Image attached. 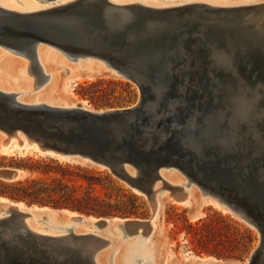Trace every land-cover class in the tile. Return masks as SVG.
<instances>
[{"label":"water","instance_id":"95a60500","mask_svg":"<svg viewBox=\"0 0 264 264\" xmlns=\"http://www.w3.org/2000/svg\"><path fill=\"white\" fill-rule=\"evenodd\" d=\"M114 7L109 0H78L66 6L30 14L0 7V31L5 20L21 24L24 19L32 16H74L81 19L91 34L108 40L107 48L114 51L111 56L100 54V57L121 75L135 81L141 91V100L134 107L112 109L103 113L81 107L61 109L48 105L27 106L17 102L14 95L0 92V130H4L9 138L21 131L28 138L39 142L43 148L66 156L67 160L77 161L78 163L74 162L76 164L104 166L119 180L143 192L152 212L158 208L153 186L160 179L161 168L169 165L178 167L190 182L201 185L204 192L216 196L223 205L231 208L233 216L237 218L241 215L256 226L262 235L261 244L251 253L248 264H264V180L258 181L257 176L258 170L261 172L264 169V157L257 156L254 149H243L245 156L243 152H236L197 161L199 155L176 152L178 144L189 129L191 133L195 130L194 121L184 119L186 112L183 115L181 113L184 109L188 111L193 107L205 108L207 104H214L215 110L212 113L216 120L220 115L219 108H225L221 95L218 98L213 90L208 89L211 79H215L211 72L223 76L221 71H210L216 60L213 54L217 47L233 48L231 51L234 59L243 63L240 64L239 71L248 79L258 81L254 77L259 76L264 81V20L256 17L250 25L242 26L246 15L244 13L251 10L262 12L264 4L249 8H217L206 4H191L166 10L141 5L116 7L125 8L136 14V17L124 30L111 31L104 11ZM3 19L4 22H1ZM29 23H22L25 25L20 26L25 28L12 30L15 34L9 33L7 37H3L0 32V39L2 42L7 40L4 42L8 45L7 48L14 50L17 56L30 58L38 75L45 81L37 48L41 43L54 46L57 43H54L55 39L61 42L63 36H45L43 30L46 28ZM60 24L65 28L70 26L65 30L67 34L77 33L76 22L60 21ZM154 26L157 27L155 30H159L158 35L141 42L138 40L140 43L134 46L136 51L139 49L136 54L143 53L151 44H159L167 54L155 62L150 59V73L144 75L139 72L144 75L141 77L135 71L126 69V59L118 51L130 47L125 46L128 38L150 34V28ZM30 32H34L33 38L29 37ZM63 52L71 61L82 56L76 52ZM146 53L147 51L144 55ZM144 57L142 56L143 60ZM153 70L168 71L166 77L160 78L157 73L152 74ZM162 79L167 81L160 86ZM157 88L162 96L161 101L156 97V90L153 91ZM149 135H152L151 138ZM181 146L183 147L182 143ZM210 149L219 152L217 148H214L215 151ZM203 154L209 152L204 150ZM76 156H81V159L78 160ZM46 157L60 160L58 155L52 156L51 153H47ZM127 162H133L143 170V174L135 178L130 176L124 168ZM243 168L249 169L248 173H243ZM21 176L22 170L19 168L0 169V179L5 182H15ZM170 189L176 190L173 187ZM10 211V218L0 221V226L10 229L7 222L18 221L26 238L14 240L0 237V264H66L60 262L71 258L68 248H71L75 240L84 239L74 235L60 239L37 235L24 223L26 213L16 207H12ZM102 225L103 221L97 223L98 227ZM22 245L25 247L20 249Z\"/></svg>","mask_w":264,"mask_h":264},{"label":"bare ground","instance_id":"6f19581e","mask_svg":"<svg viewBox=\"0 0 264 264\" xmlns=\"http://www.w3.org/2000/svg\"><path fill=\"white\" fill-rule=\"evenodd\" d=\"M76 1L78 0H0V7L21 14H30L66 6ZM109 1L115 7L112 9H105L104 17L107 20V24L111 27V31L124 30L136 17V14L133 12L125 8L119 9L116 7L141 5L155 10H166L191 4H206L217 8H249L251 6L264 4V0H169L168 3H159L155 0ZM244 14L246 15L242 26L245 25V27L250 25L256 17H260L264 20V11L257 13V11L253 12L251 10ZM4 20L5 19L1 20V22H4ZM5 21V25L1 27L0 31L3 37L9 36V33L15 34L12 30L23 29L25 26L20 25L29 22V24H38V26L46 28L43 30V35L45 34V36L57 38V35H59L60 37H63L61 42H58L55 39L54 43H57H55L54 46H50L47 43H41L37 48L38 60L46 76L45 81H43L38 75V70L33 67L30 58L26 56H17L14 53V50L11 51L10 48H7L8 45L4 43L7 42V40L2 42L0 39V92L14 95L17 102L27 106L48 105L61 109L81 107L88 111H97L100 113L112 110H95L86 106V102L73 99L71 92V87L75 82L84 81L86 79L92 80L96 77H101L104 74L129 80L124 74L121 75L115 68H112L106 60L100 57V54L108 56L114 54V51L107 48L109 46L108 40L91 34L86 29L87 27L84 26L83 21L74 16L61 18L32 16L24 19L21 24L9 20ZM60 21L63 23H68V21L76 22L77 26L75 32L77 33L67 34L65 30L66 28H70V26L65 28L60 24ZM154 28L157 27L154 26L150 28L152 34L134 35V37L128 38V43L125 44V46L130 47H127V50L124 47L123 51H118L121 55H124V59H126V69L132 72L135 71L141 77L149 75L151 62H155L167 54V51L163 47L158 46L159 44H151L150 46L146 45L148 47L147 50L143 53L136 54L139 50L136 51V47H134L136 44H139L141 41L146 40L153 35H158L159 30H155ZM29 37L33 38L34 32H30ZM138 40H140V42ZM196 43L198 44V42ZM231 49L233 48H227L225 46L216 48V52L213 54L216 60L214 61V64L211 65L210 71H212V69L215 70L214 72L221 71L223 76L220 77L211 72L215 79H211V82L208 85V89L213 90L218 98L220 97L219 95H221L220 99L225 108H219L220 115H218L216 120H214L215 116L212 113L215 110L214 104H207L205 105V108L204 106L202 108H199L200 106H198V108L193 107L188 111L184 109L181 112L182 115L186 112L183 115L184 119L194 121L193 127L195 126V130L191 133V129H189V132L182 138L183 140L181 143L183 147L181 146V143L178 144L176 150L177 153L190 152L199 155L197 161H201L207 157L215 158L214 155L219 156L236 152H243L244 154V150L254 149L257 151V153H255L257 156L262 155L264 157V153H262L264 152V83L261 84L263 80L260 79L259 76L254 77L258 78V81H253L243 75V72L239 71V67H241L243 63L237 62L238 60L234 59L235 56ZM62 50L67 53L76 52L82 54V56L76 61H71ZM146 51L147 53L144 55ZM4 52L12 54L16 56V58L14 59L10 56L5 58L1 57L2 55H5ZM142 56H145L144 60L142 59ZM63 57L78 65L76 67H70L69 65L64 64ZM23 59L27 60L28 63L24 62ZM61 68L63 70L62 73L58 71ZM160 71L161 70H153L151 72L152 74L157 73V76L160 78L166 77L168 70H164L163 72ZM139 72L144 75L142 76ZM26 74H29L34 78L33 89H29L31 88L30 86H32V82H30V86L26 84L23 86L22 83H15V81L19 80V75L25 76ZM61 74L65 75V77H61ZM166 81H163L162 79L159 85H165ZM134 83L136 84L135 81ZM36 90L40 91V93L33 95L32 93ZM155 90L157 99L160 98L161 101V93H159L158 88L153 91ZM140 100L141 95L139 101ZM136 104L126 108H113V110L128 109L134 107ZM154 119H156V117H154ZM201 119L206 121L202 122ZM218 125H221V128ZM149 136V138H151L152 135ZM204 141L206 143H204ZM210 148H217L219 149V152H213ZM204 150L208 151L209 154H203ZM0 153L6 155L18 154L23 156L28 155V153H36L37 155L42 156L51 153L52 156L58 155L57 158H59L60 161L78 163L74 160H67V158H65L66 156L56 154V152L52 150L43 148L39 142L28 138V136L21 131L16 132L9 138L4 130H0ZM80 157L76 156L78 160L81 159ZM103 168L105 167L103 166ZM124 168L126 172L134 178L143 174V170L136 167L133 162H127L124 164ZM242 171L243 173H248L249 169L243 168ZM174 172L181 175L185 182L176 181V176L167 177L166 174H173ZM159 173L160 179H158L153 186L158 208L153 210L152 216L147 220L83 216L68 209L58 210L46 206L38 207V205H27L22 201L0 197V221L9 219L12 214L9 210H11L12 207H16L19 211L27 214L24 223L31 232L37 235L47 236L54 239L65 238L70 235L84 238L78 239V241L75 240V242L72 243L71 248H68V250L71 251L69 254L71 255V258L69 257V259L65 261L62 259L60 263L248 264L250 259L247 263H241L236 260H219L213 257L201 258L193 255H186L177 261L167 260L168 257L165 254L164 242L160 239L161 235L156 231L155 226V221L158 218L157 216L161 211L163 204L161 198L165 191L169 192L168 199L172 202L182 205H191L192 199L195 198L193 197L194 191L192 189L187 190V188L194 186L200 191L199 195L205 203H211L213 206L219 207L224 212H230L233 215L234 212L228 206L223 205L216 196L204 192L201 185L196 182H190L178 167L169 165L161 168ZM23 176L24 172L22 171V176L18 180L22 179ZM257 176L259 177L258 181H263L264 169H261V172L259 169ZM170 177L174 178L172 179ZM129 186L134 191L145 196V194L138 188L131 185ZM169 186L176 190L170 189ZM43 218L45 219L43 220ZM237 218L248 226L250 225L251 228L257 230L255 228L256 226L251 224L245 217L240 215L237 216ZM99 221H103L102 227L97 226ZM74 222H78L79 224L77 225ZM7 223L11 226L10 229H14L15 231L13 232L12 230L10 231V229H6V226L4 228L0 226V237L2 239L15 240L26 238L21 232L18 221H9ZM85 228L88 229V231H86ZM155 234L158 236L156 237ZM128 236H133L138 239L129 243L127 241L130 240L128 239ZM260 236L262 239L261 233ZM24 247L25 246L22 245L20 249ZM126 247L129 248L126 249Z\"/></svg>","mask_w":264,"mask_h":264},{"label":"rangeland","instance_id":"374dc122","mask_svg":"<svg viewBox=\"0 0 264 264\" xmlns=\"http://www.w3.org/2000/svg\"><path fill=\"white\" fill-rule=\"evenodd\" d=\"M135 1V0H129ZM159 3H168L169 0H155ZM166 1V2H165ZM183 1V0H181ZM36 2V1H35ZM1 57L5 58L10 56L16 58V56L5 53ZM19 59V58H18ZM64 64L69 65L70 67H76L78 64L70 62L66 58H62ZM24 62L27 60L23 59ZM28 63V62H27ZM62 73V68L58 70ZM61 77L65 75L61 74ZM8 80V79H7ZM10 81V80H9ZM34 78L26 74L25 76L19 75V80L15 83H22L23 86L29 85L32 82V86L29 89H33ZM72 97L77 101L86 102V106H89L95 110H106L113 108H126L133 106L140 99V90L139 87L132 81L119 78L113 75H102L101 77H96L94 79H86L84 81H77L71 87ZM40 91L36 90L33 95L39 94ZM17 153V151H16ZM0 156L15 157L16 162L23 158V155H6L0 153ZM29 157H33L36 160L45 161L44 164H50L52 167H55L56 164L51 161H57L62 166H70V170L74 172V175H69L68 179L71 180L68 184L71 188H77V192L81 196H86L87 194H93L99 196L101 200L111 204L113 214L110 216H96L93 214H86L83 212H78L83 216H93V217H104V218H130V219H141L147 220L151 217L152 211L148 199L139 194V192L134 191L127 183L119 180L110 170L100 166H92L85 164H76L67 161H60L52 157H46L42 155H37L36 153H28ZM17 168L15 166H10L9 161H5V165L0 166L1 168ZM20 169V168H19ZM24 172V171H23ZM86 176L89 179L94 178L95 185L90 186L88 181L83 180L76 175ZM174 174V175H173ZM173 174H166L169 176H176V181L185 182L181 175L174 172ZM30 174L25 172L23 178L28 177ZM35 177L36 175H32ZM42 176V174L40 175ZM50 176H57L61 178V173H52ZM76 176V177H75ZM22 178V179H23ZM46 179L49 176L45 177ZM174 178V177H170ZM175 180V179H174ZM159 185V183H158ZM81 186V187H80ZM192 189L194 191L195 198L192 199L191 205L189 204H177L168 199L169 192L165 191L162 196V207L161 211L158 214V218L155 221L156 231L161 235V240L164 242L165 254L167 255L168 261H177L182 259L186 255H193L197 257H213L219 260L233 259L241 263H247L250 259L251 253L259 246L261 241L260 233L248 226L243 221L237 219L230 212H224L219 207L213 206L211 203H205L199 195V190L191 186L187 190ZM28 205V204H27ZM37 206V205H36ZM38 207H44L39 206ZM48 207V206H46ZM52 209H66V208H54ZM70 210V209H69ZM72 210V209H71ZM111 210V209H110ZM76 211V210H75ZM218 216H223L226 218L227 223L231 225L226 234L228 238L223 237L219 238L224 241L229 239L236 240L247 245V252L244 253L241 257L238 256H216L211 252L215 247H210L207 249H202L197 245L194 237L188 235L189 225L196 224L201 219H217ZM45 218H43L44 220ZM77 225L78 222H74ZM73 223V224H74ZM86 231L88 229L85 228ZM97 231V230H96ZM99 231V230H98ZM157 234V233H156ZM155 236L157 237L158 235ZM110 237V236H109ZM130 240H127L129 243L135 241L138 238L133 236H128ZM230 241V240H229ZM130 247V246H129ZM129 247H126L128 249ZM221 247H218L220 250ZM125 249V250H126Z\"/></svg>","mask_w":264,"mask_h":264},{"label":"trees","instance_id":"16d2710c","mask_svg":"<svg viewBox=\"0 0 264 264\" xmlns=\"http://www.w3.org/2000/svg\"><path fill=\"white\" fill-rule=\"evenodd\" d=\"M5 161H9L10 166L20 168L24 173L27 172L30 175L15 182H5L0 179V197L22 201L28 205L66 208L77 213L83 212L96 216L113 214L111 204L101 200L99 196L87 194L83 197L77 192V188H71L68 184L71 181L68 176L74 175V172L70 170V166H62L52 160L51 162L56 164L55 167H52L50 164H44L45 161L29 156H24L19 160L20 162H16L15 157L0 156V166L5 165ZM52 173H61V178L50 176ZM41 174L42 176H40ZM46 176L49 178L46 179ZM76 176L88 181L90 186L95 185L92 182L94 178L89 179L79 174ZM230 226L223 216H218L217 219L206 218L199 220L194 225L190 224L187 234L192 235L197 245L202 249L215 247L211 252L213 255L241 257L248 250L246 244L231 239H229L230 241L219 239L229 237L226 232ZM218 247H221L220 250Z\"/></svg>","mask_w":264,"mask_h":264}]
</instances>
